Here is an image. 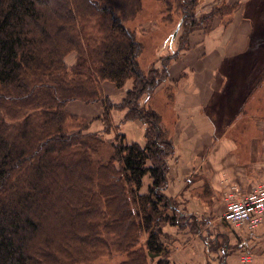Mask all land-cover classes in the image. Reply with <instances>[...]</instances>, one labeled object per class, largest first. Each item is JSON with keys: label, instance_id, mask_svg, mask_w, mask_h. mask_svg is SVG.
<instances>
[{"label": "trees", "instance_id": "16d2710c", "mask_svg": "<svg viewBox=\"0 0 264 264\" xmlns=\"http://www.w3.org/2000/svg\"><path fill=\"white\" fill-rule=\"evenodd\" d=\"M161 1L182 20L180 49L195 30L209 32L216 16L234 11L225 15L216 4L198 18L201 0ZM141 8L142 0H0V264H95L120 256L119 264H170L162 226H180L166 214L180 216L165 194L175 148L160 114L146 106L164 78L143 71V46L125 25ZM93 23L98 36L88 34L87 43L95 77L66 63L71 54L78 64L88 56L79 32ZM131 81L120 103L104 94V82L124 90ZM74 101L100 102L106 130L113 111L125 112L124 121L146 125L145 143L119 133L103 159L104 141L89 124L68 131L76 118L66 107Z\"/></svg>", "mask_w": 264, "mask_h": 264}, {"label": "rangeland", "instance_id": "374dc122", "mask_svg": "<svg viewBox=\"0 0 264 264\" xmlns=\"http://www.w3.org/2000/svg\"><path fill=\"white\" fill-rule=\"evenodd\" d=\"M216 4L223 5L222 12L225 13V15H227L232 6H234V11L231 16H225L223 18L216 16L213 20V28L209 32H205L202 28L195 30L188 38L189 47L182 48L183 50L180 49L182 40V20L179 15L175 14V11H173V14L171 15L167 13V7L164 1L142 0V8L139 14L136 17L125 21V25L130 28L131 31L135 32L137 40L143 46L142 53L139 57V63L143 71L146 74H158L159 77L161 76V78H164L165 82L161 83L159 88L153 92L148 104L145 103L146 97L142 99L141 103L144 105L146 104V106L148 105L150 109H153L160 114L163 126L173 143L174 141L171 138V134H173V126L176 121L173 105L176 102L177 83L171 82L169 77L171 78V76L174 75L176 78L179 75L177 73L178 68H172V63L175 62V59H172L171 61L169 60L171 57H174V55H177V53H179V58L181 54H184V52L192 48L196 43L204 44V41L206 40L204 37L206 34L209 35L216 25L226 26L231 24L234 14L240 13L244 8V15L247 19H250L254 30L251 37V48L244 55H240L239 59L241 62L239 65L236 63V66L234 67V63L231 64L226 62L224 66V70L228 73V76L233 75L237 70L239 71L236 78L241 81H238V87H236V89L242 90L241 96L235 101V109H229L232 108L231 106H228V109H226L224 104L225 101L220 100L219 105H221V109H212L211 116L214 118L213 122L218 124L216 141H218V138L222 137L235 138L236 140L240 137L241 139L244 138L245 141L252 137H262L260 136L261 132L255 129L253 124L264 121V0H201L197 8V17L201 18L202 15L209 13L212 7ZM204 23L206 25L208 21L206 22L205 20ZM94 26V23L89 26H82L79 32L80 38L82 39L88 54L84 61L78 64L76 54H71L66 57L67 65L72 67V71L76 74H86L95 77L94 73L96 71V65L93 63L91 56H89L90 46L87 43L88 34L91 35L95 33L98 36V32ZM163 64H169L167 67V78L163 75ZM76 65H79V67ZM248 66H250V68H248ZM243 78L246 81H243ZM179 83L180 82H178V85ZM105 84H110L105 86L108 90L110 89V95L105 92ZM127 86L132 87V81L128 82L126 87ZM244 86L247 88H244ZM103 90L105 95L115 96L112 97L115 100H112L114 103H120L127 88L124 90L118 89L113 83L104 82ZM249 91L251 92L250 96L247 95ZM229 92L230 91H228V93ZM230 94L234 95L233 89ZM83 104L90 105L82 102L81 107H83ZM99 104L101 103L99 102ZM69 106L70 103L66 107L67 111L76 119H68V131L72 132L75 131L78 126H83L86 123L89 124L88 131L97 133L104 141L100 152V156H103V159L106 158L107 160L113 154V148L111 145L116 141V137L119 133L126 135L127 140L135 138L136 140H139L141 144L145 143L146 125L141 123L139 126L135 123L138 121H124L123 114L120 111H116V113L119 114L115 115L117 118L113 121L112 128H107L106 130V124L100 119V116L103 114L102 112L100 114H94L92 113L94 111H91V113L89 112V115H85V113L82 112L85 109H70ZM243 106H245L246 109H243ZM7 122L12 124L14 121L7 119ZM223 124H226L227 126L234 124L236 126L231 127L230 132H226V128L222 129ZM166 127H168L169 130ZM174 148L176 150L175 145ZM175 155L176 154L174 153L168 161L169 173L173 170L172 168H174L173 163ZM260 158L264 159V153H260ZM257 163H259L258 166L261 164L260 162ZM259 177L256 186L264 182V177ZM172 180L175 179L172 178ZM172 180L170 181L171 184ZM149 183L150 180L146 179L143 192H146ZM255 187L249 189V192ZM167 190L165 194L168 196ZM244 190H241V188L237 186L231 188V192L234 194L235 199H237L240 196H238V194ZM229 193L230 192L227 191V197H229ZM226 196L224 197V201H221L220 198H216V201H221L219 203L214 202L213 196L210 197V204L206 207L205 211L188 208L189 205L184 202L186 200L183 198L170 197L173 199L174 204L180 213V216H178L179 214L174 211L167 210L166 212L167 215L177 216L180 226L172 225L171 222H167V224L162 226L164 233L163 240L170 250V264H174L173 262L176 259L174 256L176 254H178L177 256H179V259H183V251L180 252L183 248L180 245L187 244L185 240L193 241V243H188V247H192V250L195 251L196 255L193 259L195 264H227L226 256L232 259V264H245L243 263V259L247 250L250 251L251 254V263L247 264H254L257 255L260 254L259 252H256L257 248L246 247V250H244L239 245L241 244L242 239H244L242 237H247L248 232L253 231L247 227L237 229L224 220L223 215L227 210ZM200 234H202V236L204 235L203 238L206 239L204 245L199 242V240L201 241L199 237ZM184 235H187L188 238L183 237ZM146 242L147 236L144 235L142 247H145ZM199 246H201V248ZM124 260V256L102 258L97 260L95 264H119ZM147 264H157V259H149Z\"/></svg>", "mask_w": 264, "mask_h": 264}, {"label": "crops", "instance_id": "0c3cea01", "mask_svg": "<svg viewBox=\"0 0 264 264\" xmlns=\"http://www.w3.org/2000/svg\"><path fill=\"white\" fill-rule=\"evenodd\" d=\"M244 11L245 8L240 13L234 14L231 24L216 25L214 30L204 37L206 39L204 44H194L172 63V68H178L179 75L176 78L174 75L169 77L171 82L177 83L176 102L173 105L176 121L171 134L176 155L174 168L168 174L167 194L169 197L185 199L184 202L189 205L188 208L193 210L205 211L212 196L216 203L224 201V197L228 195L227 191L232 194L231 188L236 186L241 190L245 189L238 194L240 195L238 198H241L249 193V189L256 186L259 175V178L264 177V159L260 158V153H264V121L253 124V127L261 132V138L252 137L245 141L244 138L238 137V141L235 138L222 137L216 141L218 124L213 122L214 118L211 116L212 109H221L220 100L225 101L226 109L228 106L232 107L229 109H235V101L241 96L242 90L236 89L238 81H241L236 78L239 71L236 69L233 75L228 76L224 66L226 62L234 63V67L236 63L239 65L240 55H244L251 48L254 30L250 19L245 17ZM243 81L246 80L243 78ZM178 82H180L179 85ZM106 85L110 84H105L104 88ZM244 88L247 87L244 86ZM232 89L234 95L230 94ZM109 90L105 88L108 95H110ZM247 95L250 96L251 92L249 91ZM108 97L115 101L112 98L115 97L114 95ZM81 103L72 102L69 108L85 109L82 111L85 115H89L91 111H94L92 112L94 114L103 113L102 104H83L81 107ZM243 109H246L245 106ZM116 114L119 113L113 111L112 121L117 118ZM122 114L124 117V112ZM135 123L139 126L141 124ZM234 126L236 125L223 124L222 129L226 128V132H230L231 127ZM129 141L140 143L135 138ZM257 162L261 163L259 165L261 167ZM216 198H220L221 201H216ZM199 237L201 239L199 242L204 245L206 243L204 235L200 234ZM242 238L244 239L239 244L242 249L255 247L256 252L260 253L254 264H264V224ZM185 242L187 244L180 245L183 248L180 251H183V259H179L176 254L174 264H195L193 262L195 251L192 247L191 249L188 247V243L193 241L185 240ZM245 254L251 255L248 250ZM226 260L227 264H232V259L228 256Z\"/></svg>", "mask_w": 264, "mask_h": 264}, {"label": "built area", "instance_id": "2783aa9c", "mask_svg": "<svg viewBox=\"0 0 264 264\" xmlns=\"http://www.w3.org/2000/svg\"><path fill=\"white\" fill-rule=\"evenodd\" d=\"M226 202L227 210L223 217L231 226L254 231L264 224V182L241 198L235 199L233 194H229ZM250 256L245 254L243 263H251Z\"/></svg>", "mask_w": 264, "mask_h": 264}, {"label": "water", "instance_id": "95a60500", "mask_svg": "<svg viewBox=\"0 0 264 264\" xmlns=\"http://www.w3.org/2000/svg\"><path fill=\"white\" fill-rule=\"evenodd\" d=\"M179 28V27H178Z\"/></svg>", "mask_w": 264, "mask_h": 264}]
</instances>
